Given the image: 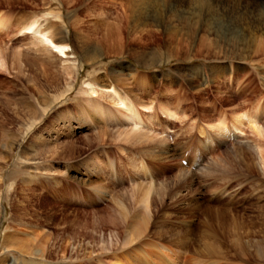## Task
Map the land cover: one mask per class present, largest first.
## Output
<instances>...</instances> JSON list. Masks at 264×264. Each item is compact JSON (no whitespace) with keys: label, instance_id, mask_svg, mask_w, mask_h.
Instances as JSON below:
<instances>
[{"label":"rangeland","instance_id":"obj_1","mask_svg":"<svg viewBox=\"0 0 264 264\" xmlns=\"http://www.w3.org/2000/svg\"><path fill=\"white\" fill-rule=\"evenodd\" d=\"M120 3L124 1L85 0L71 7L68 0H0V19L7 21L4 29L0 28V250L7 234L23 244L32 232L44 231L52 238L44 259L22 257L14 250L6 261L57 264L62 242L86 244L94 240L86 248L96 245L100 235L106 240L110 230L120 228L114 202L119 190L170 182L164 201L154 203L157 230L170 231L156 237L150 234L146 244L167 248V256L183 263L264 264V258L243 256L238 247L243 244L241 247L251 248L255 241L264 245V116L255 113V106L264 105V64L233 63L240 67V73L234 84L224 81L233 94V104L227 105L216 95L215 87L222 81L212 82L209 67L226 65L222 60L217 64L209 60L216 51L211 35L199 32L192 38L175 20L162 18L160 13L144 21L147 26L133 28L119 23L124 15ZM30 19L38 22L40 32L54 27L67 33V52L62 55L48 44L40 45L41 35L36 31L20 33ZM72 23L77 24L76 29ZM142 27L144 32L140 33ZM80 33L92 40L117 39L118 56L111 53L94 65L82 63L73 39ZM135 58H144L152 65L141 67ZM23 64H30L25 78L19 68ZM112 70L121 74L123 82L112 80ZM99 78L105 84L113 81V87L95 85ZM242 80L246 91L240 97ZM60 94L66 98L43 115L37 100L51 103ZM201 101H205L206 110ZM101 105L136 119V131L164 141L166 147L155 142H121L113 134L95 141L93 135L104 130L130 129L116 122L108 125L97 117L89 124L85 108L89 112ZM15 106L32 111L27 116L34 124L30 132H24ZM231 108L236 114L229 112ZM74 144L72 152L63 154L65 159L48 158L60 146L71 148ZM232 147L246 153L251 150L256 167H244L229 152ZM41 169L47 171L42 173ZM96 184V188L104 187L97 189L98 194L93 190ZM126 196L124 206L135 210L141 197L131 191ZM210 207L236 215L242 223L239 230L233 231L228 219L215 223L212 216L211 226H204V213ZM188 230L191 236L183 250L176 245L182 241L170 237V232L183 234ZM198 237L220 246L224 253L197 256L194 249ZM140 246L150 252L149 247ZM70 250L67 246L66 254L70 255ZM95 262L106 264L103 255L91 264Z\"/></svg>","mask_w":264,"mask_h":264},{"label":"bare ground","instance_id":"obj_2","mask_svg":"<svg viewBox=\"0 0 264 264\" xmlns=\"http://www.w3.org/2000/svg\"><path fill=\"white\" fill-rule=\"evenodd\" d=\"M79 1H85V0H68V4H70L72 7L73 4L79 3ZM123 1H124V4L120 3L121 4L120 6L122 8L121 13L124 15L121 16L119 23L128 24L133 28H138L139 26L140 27L147 26V25H144V21H146L147 19H152V17L156 16L155 14L160 13L161 14L160 17L162 18L163 16H165V17H170V21L175 20V22H177L179 25L178 27L179 28L183 27V29H185L188 33L192 35V38L193 37L196 38L197 33L199 32H203L207 36L211 35L213 37L212 45L214 46L216 51L213 54L212 58H210L209 60H211V62H216V64L219 63L220 60H222L221 63H223V65H226V66L220 65V66L209 67L210 72H212V75H211L212 82L215 84L217 81H222L221 84L223 86L225 85L224 88H220L222 85H219V86L216 85L215 88L217 90L216 95L217 96L219 95L218 98L227 105L233 104V97H231L230 95L232 93H229V91L227 90V87H230V86H228L227 84V87H226V84H224V81H227L228 83L231 82L234 84L235 81H237V79L239 78V73H240L239 72L240 67L238 68L234 66L233 63L238 62V63H241V65L246 64V63L250 65L264 64V0H123ZM218 2L220 3V6H215L218 4ZM6 23H7L6 20H4L3 18L0 19V28L4 29L5 27L4 25H7ZM37 25H38V22L35 19H32V20L30 19L26 22L25 26L23 27L20 33H22L23 31L24 32L25 31L35 32L36 31L37 34L41 35V38L38 41L40 45L44 46L48 44L52 48H54L59 54L64 55L68 50V45H66L68 44V41H69L67 33H65L63 30L54 29V27L53 28L45 27V29L42 32H40L38 30ZM71 25L74 28L76 27L77 24L72 23ZM141 32H144L143 27L140 30V33ZM74 37L75 38L73 39L78 46V50L76 49L75 50L80 54V58L82 59L81 62L84 64L94 65L96 62L102 61L104 58H106L111 53H114L115 56H118L119 54L117 51H119L120 44H117L115 42L117 41V39L113 41L105 37L101 40H92L89 37V35H85V34L81 35V33L75 34ZM34 42L36 41H33V44ZM135 60L139 64V66L144 67V68L151 67L152 65V62L147 61L144 58H135ZM30 64H33V63H30ZM28 66L24 64H23V68L22 66L20 67L18 66L20 68V73L22 74V78H25V76L28 75L26 73L29 71ZM254 71L256 72V70ZM29 73L34 74L32 70H30ZM111 75H113L111 77H112V80L116 82V84L123 82V79L119 78V76L121 75L120 73L112 70ZM56 80L57 79L55 76L54 79H52L53 83L54 81L55 83H57ZM113 81L108 84H105L102 81V79L99 78L98 80H94V84L99 87L101 86L102 88H112ZM241 83H242L240 84L241 88L238 91V93H241V92L244 93L246 91V86L243 85L244 81L242 80ZM243 86L245 87L242 88ZM46 89L49 90L48 88ZM70 89L71 88L69 87V89H67L66 92H68ZM222 89L224 90L222 91ZM251 89H252V86L250 90ZM242 93L240 94V97L242 96ZM261 96L263 97V95ZM42 98L43 99L47 98V95L46 94L43 95ZM53 98L55 100L52 99L53 101L51 103L44 102L42 101V99L37 100L36 106L39 105L43 108L42 109L43 115L48 113L47 111H50L52 108L51 106H54L57 101L59 100L61 101V99L63 100V98L65 99L66 97L63 94H60L58 97L55 96ZM244 98L245 97H243V99ZM200 103L203 107V110H206V108H204L205 101H201ZM255 107H256L255 113L257 112L260 116L261 115L264 116V105L259 104ZM15 108L16 110L15 109L14 110L18 114L21 115L19 118L22 121L23 126L25 127L24 132L25 133L30 132L34 124L29 123L27 121V116H29V113L32 114V111L26 109V107H23V106H18V107L15 106ZM213 108L216 110L215 107ZM223 108L221 109L224 110ZM85 109L87 111V113L85 114H86V117L88 118L87 120L89 121L88 122L89 124L93 123L94 118L97 117L99 121L107 123L108 125H113L116 122L117 125L121 124L125 126V128L130 127V129H124L123 127L122 130H115V131L104 130L103 132L96 133L95 135H93L95 141L96 140L98 141L99 139H101L102 137H105L106 135L113 134L116 136V139L118 140L120 139L121 142H137L139 144H141V142H155V143H159L163 147H166V144L164 141L151 138L150 135L147 133L136 131L135 129L137 127L135 126L136 119L134 120L132 119V117L130 118V116L123 115L124 113L122 114L120 111H117V110L114 111L109 106H106V105L96 106L94 111L89 110V112L87 108ZM252 109H254V107ZM230 111L231 113H235L236 109L231 108L229 112ZM33 112L37 114V107H34ZM169 116H172V114ZM236 117H239V115ZM204 118H207V115L204 116ZM236 120L239 121V118H236ZM26 121L29 123V125L26 123ZM221 121L223 122L224 119H222ZM226 134L228 135V133ZM72 146L73 147L71 148L66 147L63 149H61V146H60L59 147L60 149L58 150L55 149V151L51 152L48 158L55 156V157H58V159H60L61 156L63 157L64 153H67L68 151L69 152L73 151V149L75 148V144ZM37 148L41 150L42 146L39 145L37 146ZM247 150L249 153H246L244 149H237V147L236 148L232 147V151H229V150L228 151L231 152L234 158H236L237 160H241V163L244 165V167H246L247 169H251L252 166L256 167V164H255L256 159L252 155L251 150L250 151L249 149ZM154 154L155 153L153 152L152 155ZM63 158L65 159V157ZM97 168L101 170V168H99L98 166ZM45 171L47 170L41 169L42 173ZM210 171L212 170L210 169ZM26 181L27 180H25V182ZM169 184L171 183L166 182L163 185L161 184L160 185L141 184V185H136L131 189H126L123 191L119 190L117 195H115L114 202L117 205V208L119 210L118 218L120 220L121 229L114 228L113 230H110L107 234L108 236L106 240L104 239V234L100 235L101 238L99 239L98 242H96V245H94L93 243L94 246L90 245L89 247H86V248L84 247L88 245L89 243L94 242V240L86 244L80 241H77L76 244H75V241L71 243L65 242V241L62 242V244L59 247L60 262L57 261L58 262L57 264H82L86 262L88 263L90 262L91 264V262L96 260V257L101 256V255H103V259L105 260L106 264H190L189 262L190 260L186 261V263L185 262L183 263L180 260L177 261L176 259L167 256L165 254V251L168 250L167 248H164L162 246L161 248H155L153 246H150L151 244L148 245L145 243V241L147 240L146 238H149L150 234L152 236L155 235L156 237V236H160L161 234L163 235L168 234L170 231V229L169 231L166 229V231L164 232H163V229L159 231L157 230L158 227H156L154 224V220H155L154 218L157 213V209L155 208L154 203L160 200L164 201V198L162 199V197L167 195V191H168L167 188L169 187ZM96 187H97V184L94 188L93 187L92 188L94 190V193L96 192L97 194L99 190L104 188V187L103 188L100 187L101 189H99ZM128 191L129 192L131 191L132 193L137 194L138 196L141 197L139 200V204H137L135 210L134 209L130 210L124 206L122 199L124 196L127 197L126 195ZM100 194L104 195L101 191H100ZM134 200L137 201V199H134ZM211 216L215 219V223L217 224H221L224 221H226V219H228V222L230 221L229 227L232 228L233 231L234 230L238 231L239 227L242 225L241 219L236 217V215L231 214V213L220 212L218 210L211 209L210 207L204 213V218L202 221V224L204 223V226L205 224L207 226H211V221H212ZM30 227L31 226H27V228H30ZM190 231L191 230H188L184 232L183 234L179 232H173V233L170 232L171 234L170 237L177 239V240L178 239L181 240L182 242L177 241L180 244L176 243V245L179 246V248H182L183 250H185L184 249L186 247L185 244L187 241H189L190 236H191ZM28 237L29 238L26 239L25 243L23 244L17 238H13L11 237V235L7 234L4 238V241H3L4 243L2 242L3 246H1L2 248L0 250V264H9V262L6 261L7 259L6 256H8V254L12 253L14 250L17 251V253L21 255L22 257L25 255L28 257L44 259L45 254L49 252V244L51 243V239H52L50 238V234L44 231L37 233V234L32 232V233H29ZM91 239H93V237ZM239 242H240V238L238 237L237 243ZM140 245H145L149 247L150 252L143 251L141 248L142 246ZM242 245L240 244L238 245V247L240 248V252L242 253L243 256H246V255L249 256L253 254L256 258H259V259L264 258V245L262 244V242L255 241L251 248L250 246L241 247ZM67 246L71 247L70 255L66 254ZM216 246H214V243H212L210 240H206L204 238L198 237L196 244H195L194 251H195V254L199 257L221 256L224 252L222 251V248H220V246L219 248ZM233 247L235 246L233 245ZM117 253L118 255L116 256ZM21 264H36V263L28 262V263H21Z\"/></svg>","mask_w":264,"mask_h":264}]
</instances>
